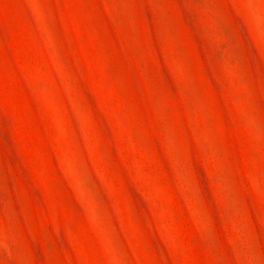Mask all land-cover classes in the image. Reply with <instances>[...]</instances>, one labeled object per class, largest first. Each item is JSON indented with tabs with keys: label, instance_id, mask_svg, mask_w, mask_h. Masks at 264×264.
<instances>
[{
	"label": "rangeland",
	"instance_id": "rangeland-1",
	"mask_svg": "<svg viewBox=\"0 0 264 264\" xmlns=\"http://www.w3.org/2000/svg\"><path fill=\"white\" fill-rule=\"evenodd\" d=\"M0 264H264V0H0Z\"/></svg>",
	"mask_w": 264,
	"mask_h": 264
}]
</instances>
